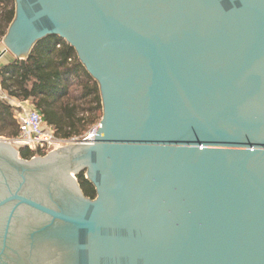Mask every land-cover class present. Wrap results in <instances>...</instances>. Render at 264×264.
<instances>
[{"label":"water","instance_id":"obj_1","mask_svg":"<svg viewBox=\"0 0 264 264\" xmlns=\"http://www.w3.org/2000/svg\"><path fill=\"white\" fill-rule=\"evenodd\" d=\"M14 2L3 51L58 36L102 115L29 159L0 140V264H264V0Z\"/></svg>","mask_w":264,"mask_h":264},{"label":"trees","instance_id":"obj_2","mask_svg":"<svg viewBox=\"0 0 264 264\" xmlns=\"http://www.w3.org/2000/svg\"><path fill=\"white\" fill-rule=\"evenodd\" d=\"M14 13V0H0V42ZM0 87L9 97L29 100L61 138L82 136L102 115L97 82L79 61L73 47L56 35L37 41L26 58H12L0 65ZM18 132L14 107L0 98V136L15 138ZM17 149L24 159L46 154L40 148ZM76 178L84 195L94 198L95 189L84 172Z\"/></svg>","mask_w":264,"mask_h":264},{"label":"built area","instance_id":"obj_3","mask_svg":"<svg viewBox=\"0 0 264 264\" xmlns=\"http://www.w3.org/2000/svg\"><path fill=\"white\" fill-rule=\"evenodd\" d=\"M57 46H59V44ZM1 98H5L8 103L14 107L19 132L15 138L5 139L0 136V140L17 143L19 146L28 147L31 150L40 148L47 153L56 148L73 143L91 142L93 139L96 127L92 128L90 130L91 132L88 131L82 136L70 138L58 137L53 127L44 122L42 115L29 100H19L9 97L7 94L3 95Z\"/></svg>","mask_w":264,"mask_h":264},{"label":"crops","instance_id":"obj_4","mask_svg":"<svg viewBox=\"0 0 264 264\" xmlns=\"http://www.w3.org/2000/svg\"><path fill=\"white\" fill-rule=\"evenodd\" d=\"M3 45H2V43H0V65H2V64H6V63H8L9 61H11L12 60V55L10 54V53H8V52H4L3 51ZM6 94V92H4L2 89H1V87H0V98L3 96V95H5ZM8 95V94H7Z\"/></svg>","mask_w":264,"mask_h":264},{"label":"rangeland","instance_id":"obj_5","mask_svg":"<svg viewBox=\"0 0 264 264\" xmlns=\"http://www.w3.org/2000/svg\"><path fill=\"white\" fill-rule=\"evenodd\" d=\"M1 43V42H0ZM101 119V118H100ZM100 121V120H99ZM99 121L95 124V125H93L92 127H90V129L89 130H86L85 131V133L86 132H88V131H90L92 128H94V127H97L98 126V124H99ZM91 132V131H90ZM1 137H3V138H5V139H11V138H7V137H4V136H1ZM16 148H18V144L17 143H12Z\"/></svg>","mask_w":264,"mask_h":264}]
</instances>
